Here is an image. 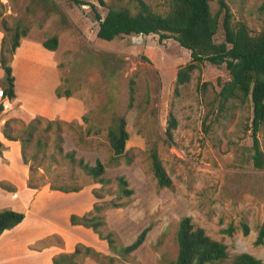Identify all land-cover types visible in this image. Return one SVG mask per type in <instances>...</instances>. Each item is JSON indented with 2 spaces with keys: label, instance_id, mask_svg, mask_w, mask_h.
<instances>
[{
  "label": "rangeland",
  "instance_id": "rangeland-1",
  "mask_svg": "<svg viewBox=\"0 0 264 264\" xmlns=\"http://www.w3.org/2000/svg\"><path fill=\"white\" fill-rule=\"evenodd\" d=\"M84 1L88 4L77 5L67 0H0V50L3 47L6 56L16 26L19 31H32L37 38L42 36L43 40L52 35L58 37L55 55L41 44L46 52L33 51L17 60V87L24 99L23 106L36 110L59 108V104H51L52 95L61 97L56 94L58 89L60 94L73 92L84 100L86 107L85 113L71 122L40 117L34 123L32 135L28 134L27 124L16 120L6 126L2 119L8 112L0 114V131L8 130L25 140L24 158L22 145L15 156L2 154L10 164L0 165V178L16 181L12 186L0 181V190L19 188L20 179L22 191H33L30 196L22 194L23 199L17 197L12 210L32 216L39 200H45L55 211L50 213L51 222L47 223L50 228L61 231L63 226L94 243L80 240L75 247L87 245L97 251H101L99 246L105 248L109 252L104 255L115 257L112 264H174L176 229L182 216H190L210 237L224 242L229 258L248 252L264 264V242L255 244L259 228L264 225V165L258 168L252 161L251 102L229 100L220 106L219 82L229 78L224 64L215 66L202 61L191 73L189 82L176 88V71L190 60L189 50L173 38L160 41L157 34L100 39L96 36L95 11L104 16L108 7L128 6L134 11V5L128 0ZM146 1L156 11L164 13L168 9V0ZM224 1L232 20L245 23L252 34L264 28V0ZM210 8L212 13L218 10L217 0L210 2ZM223 39L220 22L215 41ZM12 63L11 58L13 70ZM57 79L61 83L52 91L51 85ZM131 81L134 98L129 107ZM121 115L126 119L129 134L127 152L114 157L107 132ZM170 115L174 116L176 127L168 138ZM257 137L264 154V122ZM59 143L64 152L74 151L76 159L82 158L90 165L100 160L104 166L102 176L108 182H96L77 162L58 151ZM152 147L172 180L169 188L156 185L149 155ZM127 157L131 158L129 162ZM25 164L30 167V181L26 183ZM117 176L127 179L128 187L134 191L132 195L120 196ZM38 190L39 195L35 193ZM50 190L67 196L53 199L48 195ZM8 202L0 197V207ZM64 202H69L70 207L62 213L57 207ZM118 203L124 206L112 205ZM95 204L99 211L93 210ZM91 212L103 220L99 226L101 235L110 233L116 245L129 244L143 228L150 229L135 251L121 257L112 253L106 240L93 229L70 222L71 215L82 217ZM243 222L249 227L246 235L241 228ZM26 223L31 224L30 219ZM230 225L234 231L228 234L224 230ZM62 236L68 235L62 232ZM48 242H52L50 238L43 240L44 244ZM99 258L105 263L83 253L76 261L108 264L106 257Z\"/></svg>",
  "mask_w": 264,
  "mask_h": 264
},
{
  "label": "trees",
  "instance_id": "trees-1",
  "mask_svg": "<svg viewBox=\"0 0 264 264\" xmlns=\"http://www.w3.org/2000/svg\"><path fill=\"white\" fill-rule=\"evenodd\" d=\"M77 5L88 4L84 0H67ZM134 5V11L128 6L108 7L104 16L95 11V20L98 23L96 36L103 40H113L121 35H149L157 34L160 41L173 38L178 44L190 52V60L180 66L176 71V88L189 82L191 73L198 68V64L207 61L215 66L224 64L229 78L219 82L220 90L218 98L220 106L229 100H236L240 103L251 102L252 119L249 129L253 139L252 161L258 168L264 165V154L259 145L257 133L264 122V28L252 34L247 25L242 21H233L231 11L224 0H217L218 10L212 13L210 2L212 0H168V9L162 13L154 10L146 0H128ZM103 4V2H101ZM95 10V5L91 4ZM222 19L220 21V15ZM224 32V39L221 42L215 41V35L219 24ZM14 36L10 47L7 49L8 56L5 55L3 47L0 52V67L3 76L0 79L4 93L8 99L15 98L14 74L10 65V60L14 50L19 45V38L27 34V29L13 28ZM2 40V45H3ZM42 46L49 50H55L58 46L56 35L48 36L42 41ZM56 94L60 96L59 90ZM69 95V91H65ZM134 98L133 82L129 88V104ZM3 107L0 105V113ZM40 117L33 118L27 123L28 134L32 135L35 129L34 123ZM8 125V122H5ZM176 127V120L170 115L166 135L172 137V130ZM8 140H19L22 145V156L24 139L13 136L8 130L2 132ZM129 137L126 129V119L124 115L117 117L113 125L108 129L107 138L110 149L114 157L126 154L125 143ZM58 142L62 141L61 135L57 136ZM2 143L0 141V147ZM58 151L70 159L77 162L79 166L100 184L107 183L104 174V166L100 160H96L94 165L83 161L82 158H75L74 151L64 152L59 143ZM153 175L156 185L159 188H169L172 180L165 170L159 154L155 147L150 149ZM128 162L131 160L127 157ZM25 160V159H24ZM120 196H130L133 189L128 187V181L123 176H117ZM72 189V190H76ZM67 191L66 189H62ZM99 198V196L96 194ZM115 207H122L124 203L112 204ZM93 210L99 211L100 207L95 204ZM24 218V214L12 209L0 211V234L7 229H11L19 224ZM72 224H80L93 229L102 239L106 240L112 253L126 257L135 251L145 240L150 227L143 228L135 239L129 244L116 245L111 234L101 235L99 226L103 224L101 216L89 213L82 217L70 216ZM243 234H248L249 227L246 223L241 224ZM234 231L232 225L228 226L224 232L231 234ZM264 242V225H261L255 239V244ZM177 255L174 264H260L261 261L248 252H241L229 258L227 246L224 242L210 237L204 228L192 221L190 216H182L178 220L176 229ZM83 253L91 256L100 263H105L99 257H106L107 263L112 264L115 257L104 255L87 245H78L73 252L63 253L53 258V264H77L76 257Z\"/></svg>",
  "mask_w": 264,
  "mask_h": 264
},
{
  "label": "crops",
  "instance_id": "crops-1",
  "mask_svg": "<svg viewBox=\"0 0 264 264\" xmlns=\"http://www.w3.org/2000/svg\"><path fill=\"white\" fill-rule=\"evenodd\" d=\"M31 34L32 31L29 30L25 36H21L19 39V46L14 50L12 56V64L13 73L15 75V98L8 99V106L1 112L2 114H5L7 112L8 113L4 116L2 121L10 123L16 120V122H20L21 124H27L35 117L47 118L50 119V121L59 120L65 122H71L80 118L86 111L85 103L82 98H80L73 92H69L68 97L65 95V93L61 94V97L59 98H56V96L54 95L51 96V104H59V108H61V106H66V110L59 108H44L43 110H36L33 107L25 108L23 106L24 99L21 98L17 87L18 76L15 67L16 62L20 56H22V58H26L25 56L32 54L33 51H37L38 53L46 52L41 47V43L43 41L42 36L40 38H37V34ZM57 49L58 47L55 50H52L54 55ZM2 76L3 71L0 67V79L2 78ZM60 81V79H57L55 82H53V84L51 85L52 91L56 88V86L58 87L60 85ZM9 106L10 109L8 110ZM2 121L0 120V123ZM0 141L2 143L0 147V165L9 166L10 161L3 157L2 154H12L13 156H15V153H17L19 149L21 150V143L18 140L6 139L1 131ZM23 177L25 183L27 181H30V167L28 164H25V171ZM0 181L6 184L7 186H12L11 183L15 182L16 180H10L2 176L0 178ZM17 183L19 184V188L12 187V191H8L6 189L0 190V197L5 198L6 200H10V202L0 207V211L1 208L12 209L13 201L17 197L23 199L22 194H24L25 196H30L32 194L33 191L29 188H25V190L23 191L21 190L20 185L22 184V182L20 179ZM35 193L39 195L41 194V191L38 190ZM48 195L51 196L53 199H63V196H67L52 190L49 191ZM45 202L46 201L43 199L39 200L40 204L37 205L35 209L36 213H32V216L24 215L22 221L17 224L12 230H5L0 234V264H52V259L58 256L59 254L73 252V250L75 249V245H77L75 243H78V241L80 240L85 241L86 244H94L93 242H88V240H86L85 238L79 237L77 234L73 233L71 229H64L63 226H60L61 231H56L53 228H50L47 223L51 222L49 219V217H51L50 213L55 211L50 208L52 206L51 204L47 205ZM68 203L69 202H64V204L58 206L57 209H59V211H61L62 213H65V211L67 212L68 208L70 207ZM25 207H27L26 212L30 213L28 206ZM28 219H30L31 224L26 223V220ZM46 226H48L49 228H47ZM62 232H66L68 236L63 237ZM70 237H72V239H70ZM46 238H50L52 242L44 244L43 240H45ZM71 240L74 242H70ZM97 248L101 250L100 252L103 254H107L109 252L105 248H101V246Z\"/></svg>",
  "mask_w": 264,
  "mask_h": 264
},
{
  "label": "built area",
  "instance_id": "built-area-1",
  "mask_svg": "<svg viewBox=\"0 0 264 264\" xmlns=\"http://www.w3.org/2000/svg\"><path fill=\"white\" fill-rule=\"evenodd\" d=\"M0 105H2L3 109H5L8 106V97L4 93L2 87H0ZM3 109H2V111H3Z\"/></svg>",
  "mask_w": 264,
  "mask_h": 264
}]
</instances>
